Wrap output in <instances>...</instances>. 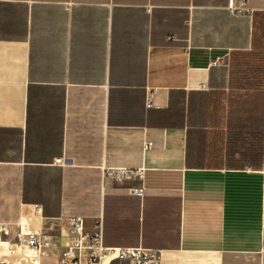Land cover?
I'll list each match as a JSON object with an SVG mask.
<instances>
[{
	"label": "crops",
	"instance_id": "0c3cea01",
	"mask_svg": "<svg viewBox=\"0 0 264 264\" xmlns=\"http://www.w3.org/2000/svg\"><path fill=\"white\" fill-rule=\"evenodd\" d=\"M228 1L0 0V225L53 240L6 264H59L76 217L162 264H264V0Z\"/></svg>",
	"mask_w": 264,
	"mask_h": 264
},
{
	"label": "built area",
	"instance_id": "2783aa9c",
	"mask_svg": "<svg viewBox=\"0 0 264 264\" xmlns=\"http://www.w3.org/2000/svg\"><path fill=\"white\" fill-rule=\"evenodd\" d=\"M227 8L230 13L245 14L249 10L243 1L229 0ZM148 146V144H147ZM109 177L115 178L118 182H130L131 178L141 180L142 171H135V174L126 170H106ZM144 187H130L132 195L142 198ZM264 193V190H262ZM262 209H264V194H262ZM264 211V210H262ZM85 219L76 217L63 222V228L68 234V244L59 255V264H162L158 252L142 248H106L102 245V223L96 222L89 230H86ZM22 244L37 254L45 247L52 244L51 238L45 239L42 233L27 232L20 224L10 233L7 226L0 225V252L1 244L11 242ZM47 242V243H46ZM46 245V246H45ZM0 264H6L1 260Z\"/></svg>",
	"mask_w": 264,
	"mask_h": 264
},
{
	"label": "rangeland",
	"instance_id": "374dc122",
	"mask_svg": "<svg viewBox=\"0 0 264 264\" xmlns=\"http://www.w3.org/2000/svg\"><path fill=\"white\" fill-rule=\"evenodd\" d=\"M39 231V229L37 230ZM10 245L15 247V253H13L12 255H6V256H1L3 257V261H5L6 263H12L14 260H19L18 259V255H16L17 253H23V252H30L31 249L27 248L26 246L22 245V244H17L15 242H11Z\"/></svg>",
	"mask_w": 264,
	"mask_h": 264
},
{
	"label": "bare ground",
	"instance_id": "6f19581e",
	"mask_svg": "<svg viewBox=\"0 0 264 264\" xmlns=\"http://www.w3.org/2000/svg\"><path fill=\"white\" fill-rule=\"evenodd\" d=\"M5 246V243L1 244V248L3 249V247ZM31 251V250H30ZM8 252H10V250L8 249ZM34 252V251H32ZM36 253V252H35Z\"/></svg>",
	"mask_w": 264,
	"mask_h": 264
}]
</instances>
